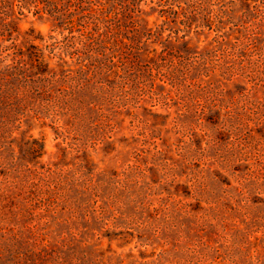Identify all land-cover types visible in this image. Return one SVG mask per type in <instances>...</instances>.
Masks as SVG:
<instances>
[{
  "label": "rangeland",
  "instance_id": "1",
  "mask_svg": "<svg viewBox=\"0 0 264 264\" xmlns=\"http://www.w3.org/2000/svg\"><path fill=\"white\" fill-rule=\"evenodd\" d=\"M102 3L124 26L125 42L137 45L133 55L141 77L130 81L127 92L118 91L116 108L108 106L105 118L96 114L84 126L78 151L47 122L32 118L23 120L14 146L29 136L39 140L44 153L36 167L64 170L59 185L77 199L88 185L83 178L101 181L87 210L110 205L108 210L144 211L162 228L159 238L147 228L98 240L90 235V249L101 251L106 264H195L201 258L207 260L199 264H216L228 254L256 264L257 251L264 249V194L251 192L246 203L236 178L244 183L255 161L264 174V0ZM14 23L20 44L30 30L43 39L37 41L41 46L67 34L52 18L32 12L15 15ZM65 63L64 69L81 66ZM184 67L188 82L209 87L211 93H198L199 102L179 95L160 75ZM184 104L190 109L183 110ZM222 122L239 129H220ZM238 135L248 142L249 155H256L249 165L228 163L240 154L232 149Z\"/></svg>",
  "mask_w": 264,
  "mask_h": 264
},
{
  "label": "trees",
  "instance_id": "2",
  "mask_svg": "<svg viewBox=\"0 0 264 264\" xmlns=\"http://www.w3.org/2000/svg\"><path fill=\"white\" fill-rule=\"evenodd\" d=\"M102 2L0 0V264H106L101 251L93 246L90 249V235L98 240L99 236L116 235L114 232L130 234L146 228L157 238L161 234L162 228L152 224L151 214L144 211L108 210L110 205L87 210L88 198L95 196L99 180L80 175L76 181L83 178L88 185L82 199L75 198L71 190L66 192L59 185L64 170L36 167L44 153L39 140L29 136L14 146V134L23 120L32 118L47 122L67 141L68 148L78 151L84 126L90 125L96 114L105 118L108 106L116 108L118 91L127 92L130 81L141 77L142 65L133 55L137 45L125 42L121 35L124 26ZM24 12L52 18L56 28L67 34L61 41L41 46L37 41L43 39L30 30L25 33L28 41L20 44L22 35L14 16ZM65 59H71L74 66L80 63V68L64 69ZM143 66L152 71L150 65ZM189 72V68H173L167 76L160 75L167 77L179 95L199 102L198 93L208 94L209 87L188 82ZM182 109L190 107L184 104ZM221 125L220 129L237 132L240 124ZM232 144L240 154L228 163L249 165L255 159L241 136ZM258 167L256 161L251 163L244 183L236 178L242 196L264 194L260 189L264 174ZM250 181L254 183L247 185ZM115 184L126 187L123 182ZM129 197L133 207H138L132 190ZM245 200L247 203L246 196ZM153 212L155 218L157 210ZM202 260L207 259L195 264ZM255 262L264 264V249L257 251ZM216 264H246V260L228 254Z\"/></svg>",
  "mask_w": 264,
  "mask_h": 264
}]
</instances>
